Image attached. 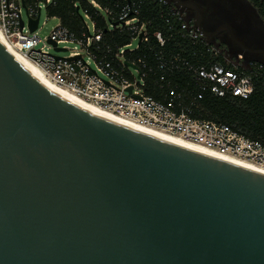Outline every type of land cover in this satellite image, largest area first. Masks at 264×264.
Wrapping results in <instances>:
<instances>
[{
    "label": "water",
    "instance_id": "obj_1",
    "mask_svg": "<svg viewBox=\"0 0 264 264\" xmlns=\"http://www.w3.org/2000/svg\"><path fill=\"white\" fill-rule=\"evenodd\" d=\"M0 264H264V174L81 110L0 42Z\"/></svg>",
    "mask_w": 264,
    "mask_h": 264
},
{
    "label": "built area",
    "instance_id": "obj_2",
    "mask_svg": "<svg viewBox=\"0 0 264 264\" xmlns=\"http://www.w3.org/2000/svg\"><path fill=\"white\" fill-rule=\"evenodd\" d=\"M153 1L165 8L168 16L176 21L175 27L182 39L199 47L193 50L191 60L178 56L171 58L170 64L177 63L182 70L185 68L193 86L179 92L172 82L162 76L159 81L165 83L162 85L165 89L163 101L144 94L146 73L123 59L125 52L137 50L146 38L144 25L136 26L137 18L126 20L128 11L120 20H124L122 27L133 31L134 36L128 46L112 56L110 50L109 55L103 57L92 50L101 40L100 34L95 35L92 27L87 28L91 35L85 41L75 40L60 25L50 31L46 42L50 39L58 49L68 43L76 44L77 47L67 57L56 59V56L45 52L44 47L36 50L41 42L37 37L39 22L37 29L30 32L28 21L29 18L38 17L40 21L41 9H45L51 0L40 4L35 3V0H0V34L10 49L30 59L39 68L45 80L80 100L132 123L177 136L218 154L241 159L264 169V146L261 142L247 138L224 123L197 118L191 109L201 101L203 92L216 98L248 100L253 94L254 82L246 72H257L264 65L253 61L246 64L230 62L207 42L201 32L184 20L169 0ZM140 34H143V38L138 43ZM155 37L162 46L164 42L161 35ZM132 43L136 44L133 46ZM70 57L78 59L70 61L67 59ZM178 70V67H171L165 74L171 76Z\"/></svg>",
    "mask_w": 264,
    "mask_h": 264
},
{
    "label": "trees",
    "instance_id": "obj_3",
    "mask_svg": "<svg viewBox=\"0 0 264 264\" xmlns=\"http://www.w3.org/2000/svg\"><path fill=\"white\" fill-rule=\"evenodd\" d=\"M44 2L45 0H35L38 4ZM126 11V20L137 18L136 26L144 25L146 30V38L138 45L137 50L123 55L127 64L133 63L146 73L144 94L163 101L165 89L162 85L165 83L159 81L162 76L172 82L179 92L193 86L185 68L182 70L180 64H170V61L175 56L191 60L193 50L199 47L182 39L175 27L176 21L155 1L51 0L45 6L47 18L57 19L60 27L75 40L85 41L91 35L88 27H92L95 35L100 34L101 40L91 48L100 57L109 55V50L112 56L130 44L134 32L122 27L124 20H120ZM157 34L161 35L164 42L162 46L155 37ZM171 67H178L179 70L171 76L165 74ZM246 75L254 82V91L248 100L216 98L203 92L201 101L191 109L194 110L195 117L224 123L264 146V68L257 72L248 71Z\"/></svg>",
    "mask_w": 264,
    "mask_h": 264
},
{
    "label": "flooded vegetation",
    "instance_id": "obj_4",
    "mask_svg": "<svg viewBox=\"0 0 264 264\" xmlns=\"http://www.w3.org/2000/svg\"><path fill=\"white\" fill-rule=\"evenodd\" d=\"M230 62H264V0H169Z\"/></svg>",
    "mask_w": 264,
    "mask_h": 264
},
{
    "label": "bare ground",
    "instance_id": "obj_5",
    "mask_svg": "<svg viewBox=\"0 0 264 264\" xmlns=\"http://www.w3.org/2000/svg\"><path fill=\"white\" fill-rule=\"evenodd\" d=\"M0 42L3 45V47L5 48L6 51L9 52L10 55L13 56V58L19 63V65L24 68L28 74H30L40 85H42L43 87H45L46 89H48L50 92H52L53 94H55L56 96H58L59 98H61L62 100L68 101L70 104L80 108L81 110H85L87 112H89L90 114L97 116V117H102L105 118L107 120H110L112 122H117L120 123L122 125H125L127 127H130L132 129H137L139 131H142L144 133H148V134H153L155 136H158L160 138H163L165 140H170L172 142H175L177 144H180L182 146H187L189 148L195 149L199 152H204L210 156H213L217 159H222L230 164L233 165H239L242 166L244 168H247L249 170L252 171H256L259 173L264 174V169L260 168L257 165H253L251 163H248L246 161H243L241 159H233L230 158L228 156L222 155V154H218L215 151H212L210 149H207L205 147H201L199 145H196L190 141L187 140H183L177 136L171 135V134H166V133H162L158 130L155 129H149L143 126L138 125L135 122H130L122 117L119 116H115L109 112L104 111L101 108H97L95 106H93L92 104L83 101L82 99L80 100L79 98L75 97L74 95L70 94L69 92H67L66 90H63L61 88H59L58 86L51 84L50 82H48L47 80L44 79V77L41 74V71L39 70V68H37L32 61L29 59H27L25 56H23L22 54H20L19 52L10 49V47L7 45V43L5 42L4 37L2 36V34H0Z\"/></svg>",
    "mask_w": 264,
    "mask_h": 264
},
{
    "label": "rangeland",
    "instance_id": "obj_6",
    "mask_svg": "<svg viewBox=\"0 0 264 264\" xmlns=\"http://www.w3.org/2000/svg\"><path fill=\"white\" fill-rule=\"evenodd\" d=\"M40 21H39V28L37 31V37L40 39V43L37 45L36 50H40L43 48V50L47 53H49L52 56H56L59 58L67 57L70 52L74 51V48L77 47L74 43H68L66 45L60 46L59 48H67L71 51L63 52V53H57L51 46H48L49 44L46 42L47 36L50 34V31L57 27L59 25V21L57 19H49L46 16L45 9H41L40 11ZM23 17L26 19V17L23 15ZM89 24V23H88ZM134 42V41H133ZM46 43L48 45H46ZM133 46L136 43H132ZM92 66V65H90ZM93 67V66H92Z\"/></svg>",
    "mask_w": 264,
    "mask_h": 264
}]
</instances>
